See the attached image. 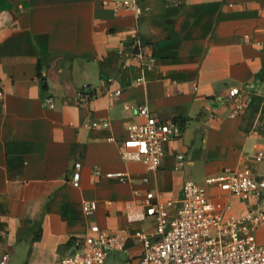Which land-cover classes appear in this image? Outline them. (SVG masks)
<instances>
[{
	"label": "crops",
	"instance_id": "crops-1",
	"mask_svg": "<svg viewBox=\"0 0 264 264\" xmlns=\"http://www.w3.org/2000/svg\"><path fill=\"white\" fill-rule=\"evenodd\" d=\"M102 1L0 0V259L8 253L7 264H58L92 224L152 228L150 218L127 219L148 191L172 201L173 214L187 180L204 185L244 168L264 176V162L254 159L264 151V0H137L139 14L120 15ZM137 36L155 55L145 71L131 48L118 54ZM233 86L250 96L238 116L227 101ZM46 97L54 108L43 105ZM142 104L182 129L155 171L120 154L125 126L145 121L136 112ZM77 162L79 187L71 182ZM95 166L128 179L97 176ZM209 192L217 208L229 204L237 216L264 209V194L244 201L216 186ZM85 200L97 201L91 216ZM256 239L264 245V224ZM129 247L110 260L136 264L142 246L132 239Z\"/></svg>",
	"mask_w": 264,
	"mask_h": 264
},
{
	"label": "built area",
	"instance_id": "built-area-1",
	"mask_svg": "<svg viewBox=\"0 0 264 264\" xmlns=\"http://www.w3.org/2000/svg\"><path fill=\"white\" fill-rule=\"evenodd\" d=\"M104 6H110L115 15L121 13H140L137 0H103ZM246 42L263 46L260 40H254L249 34L243 36ZM127 48L139 60L140 69L152 68L155 55L150 46H144L137 36L129 43L121 42L119 55L126 54ZM145 81L143 75L135 79V83ZM114 83V80H110ZM79 102H85L82 94ZM122 88L112 91L119 96ZM227 101L231 106V116L240 115L250 101V96L239 86L229 89ZM43 105L54 108L53 98L46 97ZM136 112L145 118L143 123H130L125 126L126 137L122 143L120 154L125 161H137L145 165L148 171L157 170L165 156V144L177 139L182 134L178 120L161 119L153 114L147 104L138 105ZM92 127L98 122L90 124ZM183 161L185 156L178 155ZM256 162H264V151L254 157ZM82 164L77 162L71 176L75 187L81 183ZM97 176L108 179L126 181V172H103L99 166L93 167ZM146 180V179H145ZM201 185L193 180L183 184L180 206L173 214L169 208L172 201L156 198L152 191L146 193V200L141 204L128 207L127 219L130 223L152 219L153 226L149 229L138 228L130 232L127 228L120 231H109L98 224H92L87 233L77 236L72 241L73 252L62 258L58 264H119L110 260L115 252H129L130 240H137L142 252L136 264H264V245L256 239V230L264 224V209L249 208L241 215L230 212L231 205L221 210L213 203L209 186H216L227 195L241 200H260L264 194V176H258L250 168L241 170H224L206 178ZM139 194L138 191L135 192ZM87 216L97 210L96 200L83 202ZM10 256L5 253L0 264H7Z\"/></svg>",
	"mask_w": 264,
	"mask_h": 264
},
{
	"label": "rangeland",
	"instance_id": "rangeland-1",
	"mask_svg": "<svg viewBox=\"0 0 264 264\" xmlns=\"http://www.w3.org/2000/svg\"><path fill=\"white\" fill-rule=\"evenodd\" d=\"M118 258H119V259H117V262H118L119 264H128V263H127V261H126V262H125V261H123V259H122V258H123V256H121V257H120V256H118Z\"/></svg>",
	"mask_w": 264,
	"mask_h": 264
}]
</instances>
